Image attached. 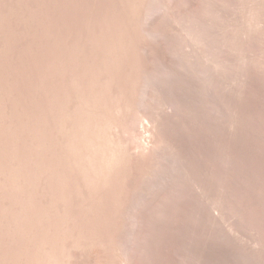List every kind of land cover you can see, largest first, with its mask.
Segmentation results:
<instances>
[{
	"label": "rangeland",
	"instance_id": "rangeland-1",
	"mask_svg": "<svg viewBox=\"0 0 264 264\" xmlns=\"http://www.w3.org/2000/svg\"><path fill=\"white\" fill-rule=\"evenodd\" d=\"M0 264H264V0H0Z\"/></svg>",
	"mask_w": 264,
	"mask_h": 264
}]
</instances>
